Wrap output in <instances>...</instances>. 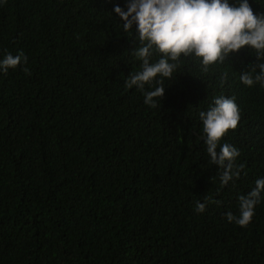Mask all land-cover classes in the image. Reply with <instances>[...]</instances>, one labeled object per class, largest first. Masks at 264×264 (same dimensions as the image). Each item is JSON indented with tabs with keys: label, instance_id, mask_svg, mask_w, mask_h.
Returning <instances> with one entry per match:
<instances>
[{
	"label": "trees",
	"instance_id": "16d2710c",
	"mask_svg": "<svg viewBox=\"0 0 264 264\" xmlns=\"http://www.w3.org/2000/svg\"><path fill=\"white\" fill-rule=\"evenodd\" d=\"M116 3L0 5V55L27 56L0 74V264H264V201L247 227L224 217L264 176V88L239 81L254 55L242 48L206 73L183 57L150 109L124 83L139 45ZM221 94L240 108L221 143L244 164L226 187L198 117Z\"/></svg>",
	"mask_w": 264,
	"mask_h": 264
},
{
	"label": "clouds",
	"instance_id": "9594fccd",
	"mask_svg": "<svg viewBox=\"0 0 264 264\" xmlns=\"http://www.w3.org/2000/svg\"><path fill=\"white\" fill-rule=\"evenodd\" d=\"M6 0H0L3 5ZM111 13L118 17L123 32L132 33L138 47L132 55L139 69L129 72L124 83L128 89L141 92L143 104L156 109L165 93V80H171L183 57L196 59L202 72L214 63H223L231 54L247 47L255 59L240 71L239 81L247 88H264V12H254L250 0H124ZM158 58L153 61V56ZM27 63L23 50L0 55V74ZM26 73L29 71L23 67ZM202 124V144L208 163L215 165L219 184L226 187L239 179L243 163H237L240 150L221 140L235 130L240 108L234 96L212 98L207 110L198 113ZM264 201V176L254 187L237 197V212L227 211L225 219L242 228L252 221L256 206ZM197 200L194 210L203 213L207 204ZM219 203V201H217Z\"/></svg>",
	"mask_w": 264,
	"mask_h": 264
}]
</instances>
